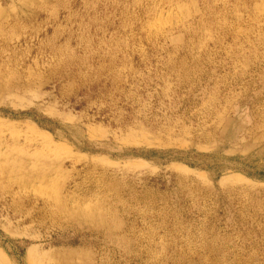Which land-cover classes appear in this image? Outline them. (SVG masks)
<instances>
[{"label": "rangeland", "instance_id": "1", "mask_svg": "<svg viewBox=\"0 0 264 264\" xmlns=\"http://www.w3.org/2000/svg\"><path fill=\"white\" fill-rule=\"evenodd\" d=\"M0 40V264H264V0H0Z\"/></svg>", "mask_w": 264, "mask_h": 264}, {"label": "bare ground", "instance_id": "2", "mask_svg": "<svg viewBox=\"0 0 264 264\" xmlns=\"http://www.w3.org/2000/svg\"><path fill=\"white\" fill-rule=\"evenodd\" d=\"M1 25H3V26H6L7 24H4V22L3 23H1ZM11 26L13 27V28H18L19 27V24L17 23V22H15V23H13V24H11ZM11 46V45H10ZM8 47V42H5V41H1L0 40V91H2V90H11L12 89V87H14V84L17 82L16 80H14V82L13 81H11V80H9L8 78H10L11 77V75L10 74H14V73H16L14 70L12 71V73L10 72V70L9 69H7L6 68V66L2 63V61H5L6 60V56H5V48H7ZM11 48V47H10ZM18 54V53H17ZM11 61H13L14 59L13 58H11L10 59ZM19 63V62H18ZM10 72V73H9ZM14 77H17L16 76V74H14ZM5 78H7V79H5ZM14 158V159H17L18 161H20V162H22V161H24V160H28L29 158L27 157L26 159H25V157L24 156H19V155H14V154H12V153H9V154H6V153H4V154H2L1 155V157H0V160L1 159H5V158ZM24 159V160H23ZM21 168H23V167H21L20 166V168H19V170H21ZM1 170H5L4 168H2ZM6 171V170H5ZM12 172V171H11ZM31 177H36L37 175H30ZM38 176H41V175H38ZM46 207V206H45ZM36 208V207H35Z\"/></svg>", "mask_w": 264, "mask_h": 264}]
</instances>
